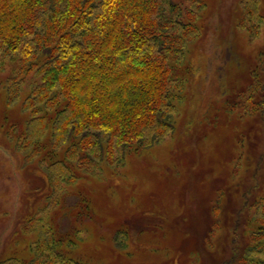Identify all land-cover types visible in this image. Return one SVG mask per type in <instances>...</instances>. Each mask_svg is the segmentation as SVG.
Instances as JSON below:
<instances>
[{"label":"rangeland","instance_id":"rangeland-1","mask_svg":"<svg viewBox=\"0 0 264 264\" xmlns=\"http://www.w3.org/2000/svg\"><path fill=\"white\" fill-rule=\"evenodd\" d=\"M199 1L183 4L200 32L173 129L99 178L58 183L63 207H45L49 181L13 142L21 99L6 102L0 72V264L26 252L29 218L77 234L71 251L89 264H236L251 246L250 205L264 197V103L252 92L256 69L264 83V0Z\"/></svg>","mask_w":264,"mask_h":264},{"label":"trees","instance_id":"trees-1","mask_svg":"<svg viewBox=\"0 0 264 264\" xmlns=\"http://www.w3.org/2000/svg\"><path fill=\"white\" fill-rule=\"evenodd\" d=\"M186 1L201 7L199 0H0V72L8 73L1 90L9 104L21 99L23 123L12 126V139L49 181L46 208L64 205L58 183L99 178L173 129L196 70L184 62L187 44L200 32ZM254 74L261 108L264 83ZM250 206L253 245L236 264H264V197ZM40 219L35 229L31 218L25 225L26 252L11 251L2 264H89L71 251L77 234Z\"/></svg>","mask_w":264,"mask_h":264}]
</instances>
